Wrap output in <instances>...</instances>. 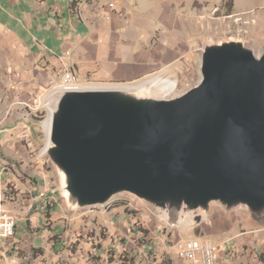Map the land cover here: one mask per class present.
I'll return each instance as SVG.
<instances>
[{"label": "water", "instance_id": "obj_1", "mask_svg": "<svg viewBox=\"0 0 264 264\" xmlns=\"http://www.w3.org/2000/svg\"><path fill=\"white\" fill-rule=\"evenodd\" d=\"M197 55L199 79L174 94L152 77L48 94L41 154L69 212L127 197L167 236L264 221V48L206 38Z\"/></svg>", "mask_w": 264, "mask_h": 264}, {"label": "crops", "instance_id": "obj_2", "mask_svg": "<svg viewBox=\"0 0 264 264\" xmlns=\"http://www.w3.org/2000/svg\"><path fill=\"white\" fill-rule=\"evenodd\" d=\"M1 1L3 12L10 5L9 13L16 19L13 23L0 16L3 72L13 75L10 82L0 87V100L11 106L47 96L59 85L66 67H71L76 77L89 76L106 83H131L158 73L186 87L194 80L197 45L209 19L202 11L210 4L209 0ZM109 2L114 5L109 6ZM200 12L203 17H199ZM31 113L35 115L33 110L25 114L20 110L17 114L22 125L11 127L12 118H8L0 130L14 133L23 129L29 133ZM2 171L0 168V192L5 188L1 179L6 174ZM242 226L250 229L255 225L239 219L218 223L212 230L202 225L190 229L174 227L169 236L164 235L172 242L177 229L182 237L179 240H186L194 238L193 230L202 229L208 238L195 237L209 239L226 250L234 238L241 244L257 236L251 237L249 229L240 231ZM225 256L228 257L226 253ZM227 264L237 263L230 258ZM258 264H264V260L259 259Z\"/></svg>", "mask_w": 264, "mask_h": 264}, {"label": "rangeland", "instance_id": "obj_3", "mask_svg": "<svg viewBox=\"0 0 264 264\" xmlns=\"http://www.w3.org/2000/svg\"><path fill=\"white\" fill-rule=\"evenodd\" d=\"M209 1L202 11L209 18L203 39L241 38L252 44L255 50L264 48V0ZM3 7L1 1L0 16L14 23L10 5L6 6L5 12ZM203 13L200 12L199 17H203ZM196 58L198 67L197 53ZM4 60L5 56L0 55V87L10 82L13 76L8 71L3 72ZM197 67L190 84L199 79ZM154 76L168 77L158 73L149 77ZM77 78L82 79L80 84L119 83L101 82L89 76L81 78V75ZM184 88L177 84L172 94ZM41 99L47 103L48 95L38 97L39 101ZM20 110L25 114L30 109L26 104L11 106L0 100V129L3 120L8 118H12L9 126L20 124L21 118L17 114ZM33 112L35 115L31 113L32 119L27 123L29 133L23 129L14 133L0 130V168L6 174L1 179L5 181L2 197L18 217L14 237L0 241V264H185L172 249L174 246L175 250V243L182 238L177 234L179 230H174L171 242L164 235L165 223L130 198L119 197L105 206L80 212L66 209L58 178L41 154L47 143V108L39 106ZM32 195L42 196L32 200ZM40 206L44 208L41 210ZM248 229L242 226L240 231ZM248 232L251 237H258L241 244L234 238L226 250L217 245L222 264H227L230 258L237 264H258L257 254L264 255V221L250 227ZM195 236L208 238L202 229L193 230Z\"/></svg>", "mask_w": 264, "mask_h": 264}, {"label": "built area", "instance_id": "obj_4", "mask_svg": "<svg viewBox=\"0 0 264 264\" xmlns=\"http://www.w3.org/2000/svg\"><path fill=\"white\" fill-rule=\"evenodd\" d=\"M113 2H109V6H113ZM80 80L76 77L71 67H66L61 74L60 83L57 88L72 89L78 88ZM30 110L37 111L39 106L47 108L48 117L50 111L46 101H39L36 97L32 98L29 103H25ZM47 117V118H48ZM42 195H32V200L41 199ZM41 210L43 206L39 207ZM17 215L4 203L2 193L0 192V241L9 240L14 237L17 228ZM175 251L177 256L186 261L187 264H222L218 257L217 245L209 239L199 237L179 240L175 243Z\"/></svg>", "mask_w": 264, "mask_h": 264}, {"label": "bare ground", "instance_id": "obj_5", "mask_svg": "<svg viewBox=\"0 0 264 264\" xmlns=\"http://www.w3.org/2000/svg\"><path fill=\"white\" fill-rule=\"evenodd\" d=\"M151 81H155L157 83H160L161 85H163L167 92H170L174 87H175V81L174 79H170V77H166V78H162L159 76H154L151 78ZM97 85H93V84H80L79 88H87V87H95ZM49 109V108H48ZM50 117L47 118L46 122H45V126L47 129V143H48V137H49V129H50ZM46 143V145H47ZM44 148L42 149L41 152H43Z\"/></svg>", "mask_w": 264, "mask_h": 264}, {"label": "trees", "instance_id": "obj_6", "mask_svg": "<svg viewBox=\"0 0 264 264\" xmlns=\"http://www.w3.org/2000/svg\"><path fill=\"white\" fill-rule=\"evenodd\" d=\"M222 2H223V0H222ZM258 257H259L260 260H264V257H263V255H262V253H259V254H258Z\"/></svg>", "mask_w": 264, "mask_h": 264}]
</instances>
